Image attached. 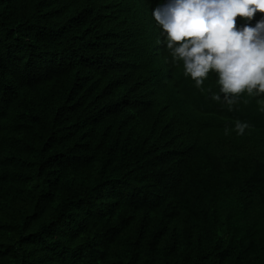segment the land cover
Listing matches in <instances>:
<instances>
[{
	"label": "trees",
	"instance_id": "trees-1",
	"mask_svg": "<svg viewBox=\"0 0 264 264\" xmlns=\"http://www.w3.org/2000/svg\"><path fill=\"white\" fill-rule=\"evenodd\" d=\"M158 3L0 0V264H264V97L198 89Z\"/></svg>",
	"mask_w": 264,
	"mask_h": 264
},
{
	"label": "clouds",
	"instance_id": "clouds-1",
	"mask_svg": "<svg viewBox=\"0 0 264 264\" xmlns=\"http://www.w3.org/2000/svg\"><path fill=\"white\" fill-rule=\"evenodd\" d=\"M257 13H264V0H160L151 16L171 62L202 91L213 76L211 99L231 110L241 95L264 97V16L248 23ZM237 17L245 21L240 27ZM257 103L264 111V99ZM247 128L236 121L238 135Z\"/></svg>",
	"mask_w": 264,
	"mask_h": 264
},
{
	"label": "bare ground",
	"instance_id": "bare-ground-1",
	"mask_svg": "<svg viewBox=\"0 0 264 264\" xmlns=\"http://www.w3.org/2000/svg\"><path fill=\"white\" fill-rule=\"evenodd\" d=\"M154 54H155V52H154Z\"/></svg>",
	"mask_w": 264,
	"mask_h": 264
}]
</instances>
